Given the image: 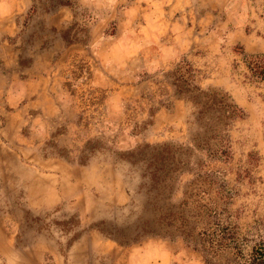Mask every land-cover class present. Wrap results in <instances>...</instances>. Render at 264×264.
<instances>
[{
  "label": "rangeland",
  "instance_id": "1",
  "mask_svg": "<svg viewBox=\"0 0 264 264\" xmlns=\"http://www.w3.org/2000/svg\"><path fill=\"white\" fill-rule=\"evenodd\" d=\"M259 53L264 0H0V264H207L182 238L121 246L93 229L146 216L139 174L113 149L191 145L193 107L170 84L183 60L247 117L232 127V159L197 152L172 201L210 173L230 194L224 218L264 240V82L244 62ZM95 140L111 150L77 163ZM22 210L78 214L90 231L67 248L53 225L19 245Z\"/></svg>",
  "mask_w": 264,
  "mask_h": 264
},
{
  "label": "trees",
  "instance_id": "2",
  "mask_svg": "<svg viewBox=\"0 0 264 264\" xmlns=\"http://www.w3.org/2000/svg\"><path fill=\"white\" fill-rule=\"evenodd\" d=\"M244 62L252 78L264 82V54L245 55ZM196 74L187 60L170 74L174 94L193 107L190 146L144 144L126 152L112 150L117 160L126 162L138 172L140 190L147 197L143 208L146 216L125 228L101 222L93 229L121 246L148 237L182 238L195 251L205 255L207 264H264V240L242 238L238 227L224 218V205L230 194L221 189L222 184L212 174L197 173L185 190L183 200L178 205L172 201L181 176L191 171L197 152L210 160L227 162L232 159V127L247 117L245 110L228 93L198 85ZM110 150L99 140L88 141L76 157L77 163L86 165L97 153ZM65 158L72 159L69 155ZM60 211L59 208L54 212ZM52 214L37 216L30 210H22L17 244L26 246L35 237L50 236V227L54 225L67 237L65 245L69 248L90 231L83 228L78 214L62 215V220L50 219Z\"/></svg>",
  "mask_w": 264,
  "mask_h": 264
}]
</instances>
